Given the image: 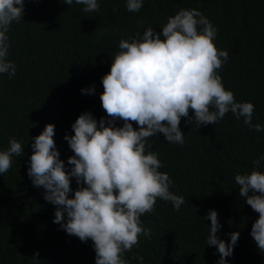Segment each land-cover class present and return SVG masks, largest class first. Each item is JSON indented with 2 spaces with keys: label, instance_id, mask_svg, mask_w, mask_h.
Wrapping results in <instances>:
<instances>
[{
  "label": "trees",
  "instance_id": "1",
  "mask_svg": "<svg viewBox=\"0 0 264 264\" xmlns=\"http://www.w3.org/2000/svg\"><path fill=\"white\" fill-rule=\"evenodd\" d=\"M99 5L85 13L75 0L69 6L63 0H24L21 21L9 26L7 59L16 65V74L11 79L0 74V150L15 137L23 155L13 156L0 176V264H33L34 253L38 264H95L93 242H81L53 223L57 206L43 198L42 187L32 185L27 167L32 138L46 124L54 125L58 158L68 168L74 154L63 137L73 134L75 119L83 112L97 121L110 119L99 98L101 78L122 38L142 34L148 26L159 33L181 8L205 11L217 29L214 46L228 51L217 70L225 89L236 101L251 102L252 123L264 126V0H144L137 12L127 11L125 0H99ZM90 86L93 94L81 93ZM186 121L181 117L179 123L182 145L167 143L159 133L148 140L162 164L158 171L169 175L170 191L182 195L184 203L174 210L171 202L157 198L153 210L140 217L150 238L140 235L124 258L129 264H140L137 256L143 264H216L219 253L206 244L210 221L203 219L215 210L219 239L227 243L228 233L239 232L227 264H264V252L250 236L259 214L244 203L234 180L250 172L252 161L264 153V129H249L231 112L197 129ZM122 123L117 118L114 126ZM77 187L72 179L70 188Z\"/></svg>",
  "mask_w": 264,
  "mask_h": 264
},
{
  "label": "clouds",
  "instance_id": "2",
  "mask_svg": "<svg viewBox=\"0 0 264 264\" xmlns=\"http://www.w3.org/2000/svg\"><path fill=\"white\" fill-rule=\"evenodd\" d=\"M73 2L63 0L68 6ZM75 3L83 5L85 13L100 7L99 0ZM143 3L125 0V8L137 12ZM23 10L24 0H0V74L7 73L9 79L15 76L16 65L7 59V33L12 22L21 21ZM201 12L207 14L181 8L167 18L159 33L148 26L142 34L119 41V51L101 78L99 98L110 119L97 121L89 112L75 119L73 134L63 137L74 154L67 159L70 167L58 158L53 124H46L32 138L27 175L33 186L44 189L43 198L57 206L53 223L81 242H93L95 264H129L124 253L137 245L140 235L151 236L140 217L153 210L157 198L171 202L174 210L184 203L182 195L170 191L173 181L169 175L158 171L162 164L157 152L149 150L150 137L159 133L167 143L182 145L181 117L197 129L219 122L228 112L237 120L243 118L249 129H264L252 123L254 105L236 101L233 92L225 89L217 70L227 61L228 51L214 46L217 29ZM80 91L93 94L94 86ZM117 118L123 121L120 127L114 126ZM21 155L22 144L9 138L8 147L0 150V176L11 167L13 156ZM262 159L264 153L252 161L250 172L236 174L234 180L244 203L259 214L250 236L264 252ZM72 179L78 186L75 191L70 188ZM203 219L210 221L206 244L219 253L216 264H227L225 257H231L239 232L228 233L225 243L217 235L221 228L217 212L209 210ZM36 255L33 264H38ZM136 259L143 264V257Z\"/></svg>",
  "mask_w": 264,
  "mask_h": 264
}]
</instances>
